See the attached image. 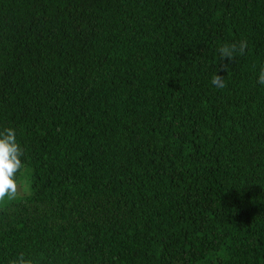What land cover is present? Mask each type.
<instances>
[{
    "label": "trees",
    "instance_id": "obj_1",
    "mask_svg": "<svg viewBox=\"0 0 264 264\" xmlns=\"http://www.w3.org/2000/svg\"><path fill=\"white\" fill-rule=\"evenodd\" d=\"M262 68L264 0H0V264H264Z\"/></svg>",
    "mask_w": 264,
    "mask_h": 264
},
{
    "label": "clouds",
    "instance_id": "obj_2",
    "mask_svg": "<svg viewBox=\"0 0 264 264\" xmlns=\"http://www.w3.org/2000/svg\"><path fill=\"white\" fill-rule=\"evenodd\" d=\"M247 48L246 41H240L238 44H223L218 48L219 55L222 59L231 60L237 53L243 55ZM221 70L224 71L222 67ZM211 83L218 87L224 88L223 77L214 75ZM258 83L264 85V68L261 69ZM23 155V150L16 142L15 130L12 128H4L0 131V201L5 197L14 199L18 193V185L15 180V174L23 165L20 157ZM10 264H32L31 260L25 259L24 254L21 253L18 258L10 261Z\"/></svg>",
    "mask_w": 264,
    "mask_h": 264
},
{
    "label": "rangeland",
    "instance_id": "obj_3",
    "mask_svg": "<svg viewBox=\"0 0 264 264\" xmlns=\"http://www.w3.org/2000/svg\"><path fill=\"white\" fill-rule=\"evenodd\" d=\"M22 176H23V173H21V175H19L20 178ZM17 185H18V193H17V196H22V195L26 194V192L28 193V187H27V184H26L25 179L19 180L17 182Z\"/></svg>",
    "mask_w": 264,
    "mask_h": 264
}]
</instances>
